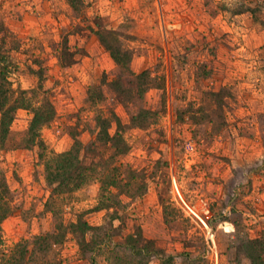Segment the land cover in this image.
<instances>
[{"label": "rangeland", "instance_id": "rangeland-1", "mask_svg": "<svg viewBox=\"0 0 264 264\" xmlns=\"http://www.w3.org/2000/svg\"><path fill=\"white\" fill-rule=\"evenodd\" d=\"M75 1L78 9L69 0H0V45L15 64L14 86L42 83L54 100L56 117L40 131L48 152L68 149L75 131L84 143L94 138L87 89L98 85L96 107L119 116L130 145L117 161L147 189L122 195L120 218L111 219L113 208L92 209L100 167L113 166L112 149L95 142L85 161L99 173L70 194H52L39 148L23 145L32 113L19 108L0 150L14 207L0 251L52 229L54 197L65 222L81 214L104 225L112 243L130 234L150 240L158 250L142 264H250L244 241L264 229V0ZM92 27L115 31L133 73L147 70L158 86L139 95L142 78L120 74ZM117 77L131 98L109 84ZM140 108L145 121L133 124ZM82 256L69 234L47 261L29 264H109L104 252L94 262Z\"/></svg>", "mask_w": 264, "mask_h": 264}, {"label": "trees", "instance_id": "trees-1", "mask_svg": "<svg viewBox=\"0 0 264 264\" xmlns=\"http://www.w3.org/2000/svg\"><path fill=\"white\" fill-rule=\"evenodd\" d=\"M69 2L75 9H78L75 0H69ZM261 24L264 26V18L261 19ZM93 30L101 44L109 51L111 58L119 66L120 74L135 75L130 68L131 51L119 44L116 32L105 28L96 30L93 28ZM2 48L3 46L0 45V150L5 148L10 124L17 109H28L32 116L23 138V145L39 148L38 158L44 166L45 180L51 188V193L65 195L86 184L96 172L99 173L94 166L86 164L87 145L99 142L106 148L112 149L110 158L113 166L110 168V163H105L100 167L99 198L92 209L113 208L111 219L120 218L117 210L125 205L121 199L122 195L131 198L142 195L147 189V181L132 166L117 161L119 157L129 152L130 145L124 135L119 132L122 126L119 116L114 111H111L109 115H104L96 107V104L104 98L102 89L98 85L90 86L87 89L88 100L96 110L93 118L94 125L90 129L94 138H91L88 143H84L80 138V132L75 131L72 134L73 143L68 149L47 152L40 131L43 126L49 124L56 117L54 100L42 83L31 89L15 87L13 82L15 64L9 51ZM36 72L42 78L43 69L39 68ZM135 76L142 78V83L138 85L139 89L137 90L139 95L148 87L156 85L147 70ZM110 83L114 90L130 94V98L134 95L131 89L127 90L122 85L119 77L109 81ZM150 113L157 114L158 112L152 110ZM146 115L147 109L140 108L131 120L134 121L133 124L139 122L142 124ZM113 123L116 124L117 130L112 134L110 128ZM11 200L12 192L0 166V246L3 245L2 222L14 213ZM50 202L53 203L50 207L53 228L31 240L21 239L14 243L10 249L0 251V264H29L37 261L38 257L42 262L43 260L47 261L49 250H52L55 245L61 244L69 234L76 240L82 257L91 261L94 260L95 252H104L109 264H142V262H149L150 257L157 253L158 248L149 244L150 240L140 244L138 234L126 236L123 242L114 241L112 243L111 237L104 230V225L90 224L81 217V214L75 221L65 222L59 207L54 205L56 204L54 197ZM88 235L90 236L88 237ZM243 249L250 264H264V229L257 237L246 239Z\"/></svg>", "mask_w": 264, "mask_h": 264}]
</instances>
